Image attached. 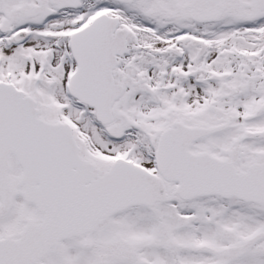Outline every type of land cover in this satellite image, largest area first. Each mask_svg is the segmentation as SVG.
Here are the masks:
<instances>
[{
    "label": "snow or ice",
    "instance_id": "6c2138e0",
    "mask_svg": "<svg viewBox=\"0 0 264 264\" xmlns=\"http://www.w3.org/2000/svg\"><path fill=\"white\" fill-rule=\"evenodd\" d=\"M0 264H264V0H0Z\"/></svg>",
    "mask_w": 264,
    "mask_h": 264
}]
</instances>
